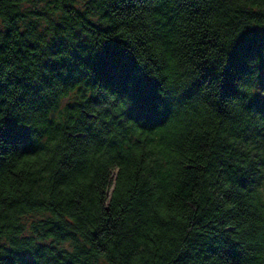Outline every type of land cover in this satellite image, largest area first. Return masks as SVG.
I'll list each match as a JSON object with an SVG mask.
<instances>
[{"label":"trees","instance_id":"obj_1","mask_svg":"<svg viewBox=\"0 0 264 264\" xmlns=\"http://www.w3.org/2000/svg\"><path fill=\"white\" fill-rule=\"evenodd\" d=\"M0 264H264V0H0Z\"/></svg>","mask_w":264,"mask_h":264}]
</instances>
